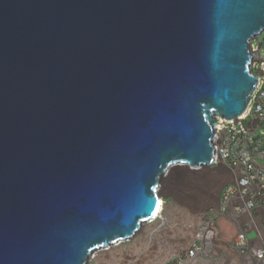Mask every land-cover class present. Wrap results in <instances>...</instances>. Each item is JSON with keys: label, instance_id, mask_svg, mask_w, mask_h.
<instances>
[{"label": "water", "instance_id": "1", "mask_svg": "<svg viewBox=\"0 0 264 264\" xmlns=\"http://www.w3.org/2000/svg\"><path fill=\"white\" fill-rule=\"evenodd\" d=\"M262 33L264 0H0V264H90L159 217L221 161Z\"/></svg>", "mask_w": 264, "mask_h": 264}, {"label": "crops", "instance_id": "2", "mask_svg": "<svg viewBox=\"0 0 264 264\" xmlns=\"http://www.w3.org/2000/svg\"><path fill=\"white\" fill-rule=\"evenodd\" d=\"M261 167L264 169V163ZM236 181L233 170L222 160L197 171L180 168L171 172L161 188L165 201L161 215L132 240L97 253L93 264H164L186 252L196 233L207 227L213 234L198 254L203 264H264L244 255L235 245L246 225L249 243L264 247L263 205L251 211L245 207L244 198H236L227 211L208 214L209 208H219L223 190ZM251 233L254 238H250Z\"/></svg>", "mask_w": 264, "mask_h": 264}, {"label": "built area", "instance_id": "3", "mask_svg": "<svg viewBox=\"0 0 264 264\" xmlns=\"http://www.w3.org/2000/svg\"><path fill=\"white\" fill-rule=\"evenodd\" d=\"M261 42V48H259ZM264 33L258 41H253L251 51L254 58L251 63L253 72L257 74L256 89L246 111L237 119L218 116L215 128V150L234 172L237 181L225 187L221 204L218 209L211 208L208 214L217 211L225 212L234 199L244 198L245 207L251 210L260 204L264 206ZM248 120V125L244 123ZM248 228L238 233L235 240L236 247L244 255L253 256L264 262V247L251 245L248 240ZM213 234L209 227L200 229L191 247L177 257L164 264H203L198 254L203 250L204 241Z\"/></svg>", "mask_w": 264, "mask_h": 264}, {"label": "rangeland", "instance_id": "4", "mask_svg": "<svg viewBox=\"0 0 264 264\" xmlns=\"http://www.w3.org/2000/svg\"><path fill=\"white\" fill-rule=\"evenodd\" d=\"M262 53H263V57H264V49L262 50ZM255 237V234L254 233H251L250 234V238H254ZM94 263V260H91L90 261V264H93Z\"/></svg>", "mask_w": 264, "mask_h": 264}]
</instances>
